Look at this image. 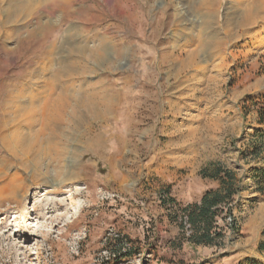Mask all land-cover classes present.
<instances>
[{"label":"rangeland","instance_id":"1","mask_svg":"<svg viewBox=\"0 0 264 264\" xmlns=\"http://www.w3.org/2000/svg\"><path fill=\"white\" fill-rule=\"evenodd\" d=\"M262 108L264 0H0V264H264Z\"/></svg>","mask_w":264,"mask_h":264},{"label":"trees","instance_id":"2","mask_svg":"<svg viewBox=\"0 0 264 264\" xmlns=\"http://www.w3.org/2000/svg\"><path fill=\"white\" fill-rule=\"evenodd\" d=\"M258 122L264 124V108L258 112ZM200 176L217 182L218 187L205 191L198 203L188 204L181 209V230H184L185 241L194 246H214L222 238L220 221L230 218L232 228L235 226L232 202L240 186L235 174L219 163L203 168ZM258 192H262L261 188ZM117 252L119 254L120 249Z\"/></svg>","mask_w":264,"mask_h":264},{"label":"bare ground","instance_id":"3","mask_svg":"<svg viewBox=\"0 0 264 264\" xmlns=\"http://www.w3.org/2000/svg\"><path fill=\"white\" fill-rule=\"evenodd\" d=\"M102 51H104V50H102ZM12 178H13L12 179L13 181H11L12 183H11V186H10L11 187L10 192H11V195H15L16 196L17 191H19L21 189V184L18 183L19 182L18 181L19 178H17L16 176H12Z\"/></svg>","mask_w":264,"mask_h":264}]
</instances>
